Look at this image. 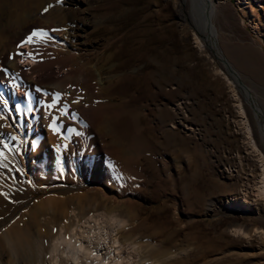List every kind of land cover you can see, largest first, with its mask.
Wrapping results in <instances>:
<instances>
[{
  "label": "rangeland",
  "instance_id": "374dc122",
  "mask_svg": "<svg viewBox=\"0 0 264 264\" xmlns=\"http://www.w3.org/2000/svg\"><path fill=\"white\" fill-rule=\"evenodd\" d=\"M65 2L79 13L86 9L82 13L97 27L76 39L66 68L54 65L35 76L72 81L84 104L102 100V119L89 120L92 142L120 151L75 152L65 165V178L52 184H41L40 172L32 167L33 157L43 154H27L26 163L22 153L14 154L16 164L11 155L0 156V173L21 168L32 177L34 190L11 201L0 233L19 218L29 220L38 202L49 196L63 200L74 191L80 197L60 205L58 212L40 213L43 223L55 220L41 228L43 236L67 225L74 212L80 224L95 207L107 205L128 219L120 237L133 241L147 264H264V198L254 191L260 166L241 127L232 80L215 55L197 44L196 37L203 41L195 27L185 31L188 22L177 0ZM186 2L193 12V0ZM211 2L204 5L218 45L264 111V0ZM99 52L112 55L105 67L113 79L107 92L83 93L82 74ZM33 61L20 63L27 67ZM72 68L77 72L69 75ZM2 86L8 85L0 80ZM243 104L254 123L253 107L246 100ZM7 125L15 131L11 122ZM1 134V141L15 142ZM210 201L214 207L207 214Z\"/></svg>",
  "mask_w": 264,
  "mask_h": 264
},
{
  "label": "bare ground",
  "instance_id": "6f19581e",
  "mask_svg": "<svg viewBox=\"0 0 264 264\" xmlns=\"http://www.w3.org/2000/svg\"><path fill=\"white\" fill-rule=\"evenodd\" d=\"M56 2L57 0H0V80L8 85L0 88V132L3 133L2 136L5 135L10 140H15L14 143L11 141L6 143L1 139L0 152L4 155H11L8 158L13 159V164L17 161L16 157L12 158L14 154L22 153L24 155L22 160L25 163L27 154H43L33 157L32 161L33 170L41 174V184H50L54 180L65 178V165L72 161L71 155L75 152L97 150L101 153H119L120 151L115 145L92 142L95 135L91 134L89 120L102 117L105 107L102 100L89 99L87 104H84L79 97L81 93H75L72 81L65 84L60 78L35 76L37 72L54 65L62 69L66 58L75 51L73 45L76 39L82 36L86 38L88 32L97 27L93 25L88 15L82 13L86 12V9H80L79 13L78 9L66 6L65 0L63 3L59 2L60 4ZM177 2L181 6L184 20L188 22L184 28L185 31L195 27V31L203 41L201 42L199 37H196L197 44L206 48L208 41L215 51L213 54L217 56L216 59L225 68L228 76L230 75L231 80L238 83L236 87H238L240 96L233 80L229 81L241 115V127L246 141L260 166L254 191L257 196L264 198L263 108L250 88L244 85L243 80L237 75L218 45L204 0H193V12L189 9L186 0H177ZM207 2L212 3L211 0ZM33 29L47 30L51 39L24 44L23 41ZM52 29H59V31L53 32ZM22 45H28L30 49L25 50L21 48ZM29 53L32 55H28ZM111 58V54L104 56L101 52L95 59L88 61L87 72L82 74L83 93L89 91L88 94L94 95L100 91H108L113 77L107 75L105 64ZM221 58H225L226 63ZM27 59L34 60L36 64L30 68L21 65L20 60ZM92 64L99 76L94 75V69L90 66ZM113 69V65L109 67V70ZM76 72V69L72 68L69 75ZM17 92L23 95L17 98ZM57 93L60 94L59 97ZM245 100L250 103L258 117L254 123L247 118L243 104ZM49 105L53 106L49 107ZM8 122L14 125V132L8 127ZM53 123L59 131L53 130L51 127ZM105 128L102 126L100 131H104ZM65 154L67 156H64ZM7 162L8 160L6 164ZM107 166H109L108 163ZM0 174L2 175L0 176L1 222L8 218L6 214L12 206L13 199L24 192L29 194L34 190L30 188L32 177L25 174L21 168L17 167V172L9 175ZM48 186H45L46 189H50ZM78 196L80 197V194L74 191L63 200L49 196L38 202L41 204L32 206L29 220L19 218L10 225H4L0 233V264H147L140 256L139 248L134 245L133 241L128 238L121 239L120 230L128 219L120 216L121 213L118 214L120 210L118 207L114 209L108 208L107 205L100 208L95 207L92 215L81 217L83 221L81 220L80 224L77 222V217L80 215L74 212L72 217L70 215L72 220L67 225H60L55 232L50 233L49 231L50 234H47V237L43 236L41 228L48 227L47 225L55 220L51 222L45 218L43 223L39 220L40 213L58 212L60 205L73 202ZM82 196L83 200L85 195ZM212 204V201L208 203L207 214L212 211L214 207ZM93 205L96 206V204ZM3 222L5 224V221ZM78 226L79 229H76ZM6 254L13 257L12 261L4 259Z\"/></svg>",
  "mask_w": 264,
  "mask_h": 264
},
{
  "label": "snow or ice",
  "instance_id": "6c2138e0",
  "mask_svg": "<svg viewBox=\"0 0 264 264\" xmlns=\"http://www.w3.org/2000/svg\"><path fill=\"white\" fill-rule=\"evenodd\" d=\"M45 11H47V8H45ZM51 31L55 32V31H59V29H52ZM48 39H51V37L49 36V32L47 30L44 29H33L30 34L26 37V39L23 41L24 44H33L37 41L39 42H44ZM28 55H32V53H29ZM57 97H59V93L56 94ZM53 105H49V107H52ZM51 127L53 128L54 131H59L58 128H56L55 123H53L51 125ZM4 147H7V145H4ZM3 155V152H0V156ZM54 231H56V229H54ZM93 255H95V253H93Z\"/></svg>",
  "mask_w": 264,
  "mask_h": 264
},
{
  "label": "water",
  "instance_id": "95a60500",
  "mask_svg": "<svg viewBox=\"0 0 264 264\" xmlns=\"http://www.w3.org/2000/svg\"><path fill=\"white\" fill-rule=\"evenodd\" d=\"M206 46L209 48L208 50L210 51V53H215V51H214V49L212 48V46H211V44L207 41L206 42ZM217 57V56H216ZM222 59V58H221ZM222 61H224L225 63H226V60H225V58L224 59H222ZM227 67L229 68V70L232 72V70H231V68H230V66L227 64ZM229 71V72H230ZM230 76V75H229ZM233 80V79H232ZM233 82H234V84H235V86L236 85H238V83L236 82V81H234L233 80ZM238 88V87H237Z\"/></svg>",
  "mask_w": 264,
  "mask_h": 264
}]
</instances>
